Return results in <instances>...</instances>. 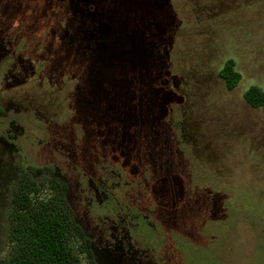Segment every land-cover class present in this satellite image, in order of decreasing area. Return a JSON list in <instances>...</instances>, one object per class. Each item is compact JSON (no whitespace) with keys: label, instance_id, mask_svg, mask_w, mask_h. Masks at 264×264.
Returning a JSON list of instances; mask_svg holds the SVG:
<instances>
[{"label":"rangeland","instance_id":"rangeland-1","mask_svg":"<svg viewBox=\"0 0 264 264\" xmlns=\"http://www.w3.org/2000/svg\"><path fill=\"white\" fill-rule=\"evenodd\" d=\"M251 85L264 0H0V258L27 170L67 182L95 264H264Z\"/></svg>","mask_w":264,"mask_h":264},{"label":"trees","instance_id":"trees-1","mask_svg":"<svg viewBox=\"0 0 264 264\" xmlns=\"http://www.w3.org/2000/svg\"><path fill=\"white\" fill-rule=\"evenodd\" d=\"M218 75L228 90L241 79L231 58L224 61ZM243 98L250 106L264 110V91L260 87L249 86ZM113 157L118 158V154ZM80 160L87 165L91 161ZM7 220L8 249L0 264H83L81 255L87 263L95 264L92 238L75 217L64 179L53 175L34 178L22 170L12 188Z\"/></svg>","mask_w":264,"mask_h":264}]
</instances>
